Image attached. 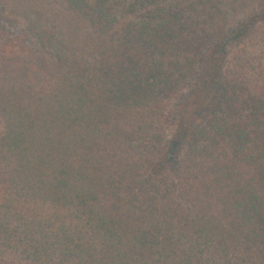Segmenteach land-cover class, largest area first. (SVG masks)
Wrapping results in <instances>:
<instances>
[{
    "label": "trees",
    "instance_id": "1",
    "mask_svg": "<svg viewBox=\"0 0 264 264\" xmlns=\"http://www.w3.org/2000/svg\"><path fill=\"white\" fill-rule=\"evenodd\" d=\"M249 3L0 0V264H264Z\"/></svg>",
    "mask_w": 264,
    "mask_h": 264
},
{
    "label": "rangeland",
    "instance_id": "2",
    "mask_svg": "<svg viewBox=\"0 0 264 264\" xmlns=\"http://www.w3.org/2000/svg\"><path fill=\"white\" fill-rule=\"evenodd\" d=\"M246 1H247L248 3L250 2L249 4H251V2H253V1L255 2V1H258V0H246ZM241 17H244V16H241ZM239 18H240V16H239ZM189 91H191V90L186 91L185 94L187 95V94L189 93ZM186 95H185V96H186ZM188 95H189V94H188Z\"/></svg>",
    "mask_w": 264,
    "mask_h": 264
}]
</instances>
